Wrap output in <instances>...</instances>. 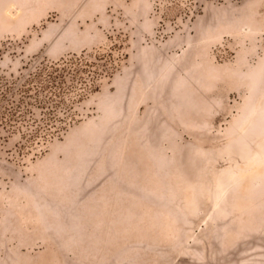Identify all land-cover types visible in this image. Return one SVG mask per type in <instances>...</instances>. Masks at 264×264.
Returning <instances> with one entry per match:
<instances>
[{
    "label": "rangeland",
    "instance_id": "1",
    "mask_svg": "<svg viewBox=\"0 0 264 264\" xmlns=\"http://www.w3.org/2000/svg\"><path fill=\"white\" fill-rule=\"evenodd\" d=\"M56 63L63 129L0 121V264H264V0H0V91Z\"/></svg>",
    "mask_w": 264,
    "mask_h": 264
},
{
    "label": "trees",
    "instance_id": "2",
    "mask_svg": "<svg viewBox=\"0 0 264 264\" xmlns=\"http://www.w3.org/2000/svg\"><path fill=\"white\" fill-rule=\"evenodd\" d=\"M78 74L79 68L56 63L29 75L18 91L6 87L0 91V121L10 125L21 116L26 120L29 115L28 121L36 126L57 123L56 132H59L67 123V116L57 117L56 111L63 107L68 109L65 95L79 80ZM36 107L41 109L42 117H33Z\"/></svg>",
    "mask_w": 264,
    "mask_h": 264
}]
</instances>
